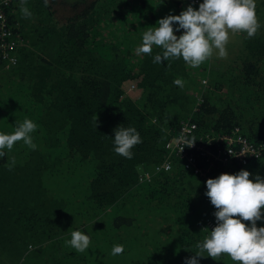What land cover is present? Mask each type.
Returning <instances> with one entry per match:
<instances>
[{
  "label": "trees",
  "instance_id": "16d2710c",
  "mask_svg": "<svg viewBox=\"0 0 264 264\" xmlns=\"http://www.w3.org/2000/svg\"><path fill=\"white\" fill-rule=\"evenodd\" d=\"M189 5L185 0H94L77 17L61 26L45 21L44 16H50V5L45 6L44 0H27L26 7L32 13L30 18L21 13L20 0H12L7 8L8 19L20 32L23 42L15 53L17 65L6 71L8 80L0 86V130L11 134L28 118L37 124L32 134L39 135L41 142L47 144L46 150L49 146L53 149L60 137H64L65 146L75 157L92 163L86 202L93 210L119 211L127 209L128 203H135L130 205L133 210L146 217L156 208L165 217L174 215L176 222L172 234L167 235V249L176 257H170L165 264H185L186 259L195 256L199 251L196 244L205 238L197 223L214 208L206 196L207 179L184 171L179 165L168 172L153 170L163 163L164 144L180 122L190 117L200 131L219 133H228L239 126L251 142L264 143V120L256 124L260 117L253 116L243 128L239 114L242 108L252 114L249 111L257 110V103L264 101L255 97L257 87L264 89L262 28L252 38L244 33L243 39L247 38L243 44L248 53L239 59L238 66L228 65L222 71L215 72L209 61L197 68L182 59L154 63L155 55L162 53V49L156 47L152 55L137 53L148 28L158 26L157 21L169 14L179 15ZM256 13L260 21L259 7ZM261 22L264 26V17ZM181 34L182 30L176 32L177 36ZM213 72L216 73L214 79ZM176 79L183 80L185 89L179 91V86L174 84ZM202 80L213 84L218 99H212V90L205 88ZM131 85L143 88L140 102L124 96ZM233 87L241 94L235 99H232ZM191 89L201 93L202 100L191 95ZM222 95L226 103L233 100L235 107L217 111L216 102L224 103ZM240 98H244V103L238 104ZM119 126L134 127L140 134L142 142L132 149L131 159L114 151L115 129ZM59 130L61 133L57 135ZM36 150H32L31 155H40ZM46 163L44 157L36 159V168L31 172L34 174L26 175L31 177L30 184L34 185L36 176L41 180L43 169L58 180V174L53 173L57 169L51 171ZM0 169L3 171L1 189L9 167L3 164ZM141 170L149 172L150 178H141ZM240 170L252 173L250 179L255 180L256 175L264 178V149L258 158L248 160L244 166L233 162L213 168L209 178L222 173L236 174ZM29 182L22 181L19 185L29 186ZM65 187L68 189L64 182ZM10 193H17V186ZM9 198L10 194L1 189L0 213H11L9 218L0 216V253L6 255H10L8 239L19 232L14 228L18 225L14 214L18 218L19 205L16 208L10 205ZM70 200L69 192V197L63 198L57 210L58 213L63 211L62 215H57L58 219L65 215L64 209ZM122 222L129 221L118 216L113 226L118 229ZM176 226L178 230L174 231ZM24 233L33 234L27 229ZM16 241L14 238L12 242ZM152 241L153 250L158 251L159 241L155 238ZM22 251L21 242L15 253L20 256ZM203 255L205 257L198 258L199 264L236 263L226 254H222L219 261L206 257V252Z\"/></svg>",
  "mask_w": 264,
  "mask_h": 264
},
{
  "label": "rangeland",
  "instance_id": "374dc122",
  "mask_svg": "<svg viewBox=\"0 0 264 264\" xmlns=\"http://www.w3.org/2000/svg\"><path fill=\"white\" fill-rule=\"evenodd\" d=\"M92 1L94 0H49L50 16L45 15V21L51 25L61 26L68 19L77 17ZM257 1L260 2L259 6H257L260 13V30L261 28L264 30L263 21L261 22V17H264V0H256V5ZM192 6L196 8L194 5ZM101 11L104 13L103 7ZM243 38L244 33L231 35L227 44V57L221 59L216 54L208 60L215 72L218 70L222 71L228 65L238 66L240 63L239 59L248 53L243 44L244 41L246 42L247 37L245 40ZM9 69L11 68L0 66L1 87L8 80L9 74L5 73ZM215 72L212 75L213 79L216 78ZM2 73L3 75H1ZM218 77L220 76L218 75ZM24 80H27V78ZM203 85L205 88H209L210 91L212 90V99H218L210 81H205ZM181 89H185V87H179V91ZM257 90V96L255 97L258 100H264V89L257 87ZM232 91H235L232 99L241 95L237 93L239 91L234 87ZM189 93L201 99V93L197 90L191 89ZM143 95L144 91L140 86L131 85L124 92V96L136 102H140ZM221 97H223L224 103L219 100L216 102L215 107L219 109L217 111L235 107L233 100L226 103L224 96L222 95ZM244 98H240L238 104L244 103V101L242 102ZM257 104L259 105L257 110H248L252 114L245 112L241 107L242 112L239 114L243 128L248 126L249 119H253V116L260 117V119L256 120V124L259 122L260 125L263 122L264 101H260ZM0 132L4 131L0 130ZM60 133L61 131L59 130L56 134L59 135ZM32 135L33 142L37 145L35 152L40 155H31L32 149L21 141L16 143L10 152L5 150L6 155L0 158V163H2L0 166L3 164L9 165L12 159L15 160L13 169L7 170L8 174L1 182V189L5 194H10L9 200L12 201L10 205L15 206V208L19 205L18 218L14 214L15 220H18V225L14 228L19 232H16L17 235L13 234L8 239L7 250L10 255L0 253V264H165L170 257H176L167 249V235L169 233L172 234L176 222L172 218L175 217L174 215L165 217L156 208L152 214L146 217L145 214L133 210L130 205L135 203H128L126 205L127 209L119 211H114L110 208L93 210V206L86 202L87 182L91 175L92 163L87 161V159L83 160L80 157H75V154L65 146L64 137H60L58 145L54 146L53 149V146L47 148L48 151H51L49 155L46 150L47 144L41 142L42 139L39 138V135ZM69 154L71 157H69ZM55 155H58V157H55ZM39 156L46 159V165L49 164L51 171L57 169L53 173L58 174V180L54 179V175L48 173L46 169H43L41 180L36 176L34 185L33 183L30 184L28 179L31 177L26 175L34 174L31 172L36 168L35 161ZM29 169L30 172H28ZM2 176L3 171L0 169V179ZM22 181H28L30 185H19ZM64 182L69 190L66 187L64 188ZM14 186H17V193L11 194L10 191L14 189ZM69 192L71 200L66 204L65 215L58 219L57 215H62L63 211L58 213L57 210L61 207L60 204H62L63 198L69 197ZM0 216L9 218L11 213L4 211L0 213ZM118 216L128 219L129 222L120 223V227L116 229L113 226V222ZM87 217L91 218L88 220ZM257 226L264 227V219L257 221ZM83 228H86V230ZM26 229L28 232H33V234L24 233ZM76 230L84 232L91 238L90 247L83 253L77 252L66 243L71 239V232ZM177 230L176 226L174 231ZM14 238H17L16 243L12 242ZM153 238L160 243L158 251L153 250L155 248L153 246ZM21 242L23 243V254L19 256L15 253V250ZM117 244L124 246V252L121 255L112 254V248ZM203 261L201 259V263ZM175 262L178 263L177 261ZM235 264H239V262Z\"/></svg>",
  "mask_w": 264,
  "mask_h": 264
},
{
  "label": "clouds",
  "instance_id": "9594fccd",
  "mask_svg": "<svg viewBox=\"0 0 264 264\" xmlns=\"http://www.w3.org/2000/svg\"><path fill=\"white\" fill-rule=\"evenodd\" d=\"M20 11L25 18L32 16L26 7L27 0H20ZM48 6L49 0H44ZM256 0H203L198 9L191 4L179 15L169 14L157 21L158 26L148 28L137 48L138 54L152 55L153 48L162 49L157 53L154 63H163L173 59H182L193 68L201 66L213 55L227 57V44L231 35L246 33L254 37L261 25L256 13ZM175 26V27H174ZM182 34L177 36L176 32ZM179 87L184 86L182 79L174 80ZM94 121L97 127L98 117ZM37 124L31 119L24 121L11 134L0 132V158L10 152L16 143L23 142L35 150L32 133ZM193 140L189 147L194 146ZM142 142L134 127H117L114 136V151L131 159L132 149ZM15 164L12 159L9 170ZM240 170L236 174L222 173L206 181V196L216 209V226L196 244L199 250L195 256L185 260V264H199V259L207 256L219 261L226 254L231 261L239 264H264V227H257V221L264 219V178ZM79 253L85 252L91 244V238L80 230L71 232L66 242ZM124 246L117 244L112 248L113 255H121Z\"/></svg>",
  "mask_w": 264,
  "mask_h": 264
},
{
  "label": "built area",
  "instance_id": "2783aa9c",
  "mask_svg": "<svg viewBox=\"0 0 264 264\" xmlns=\"http://www.w3.org/2000/svg\"><path fill=\"white\" fill-rule=\"evenodd\" d=\"M11 2L12 0H0V66L7 68L17 64L15 53L23 42L20 32L8 19L7 8ZM188 2L198 9L203 0ZM193 140H196L194 146L189 147ZM164 149L165 158L161 165L154 166L155 173L159 170L168 172L179 165L184 171L209 179L211 170L217 166H227L233 162L244 166L248 160L258 158L264 149V143L251 142L241 133L239 126L228 133L200 131L197 124L188 117L180 122L176 132L166 140ZM140 176L149 179L150 173L141 170ZM215 211V208L211 209L197 223L205 236L216 226Z\"/></svg>",
  "mask_w": 264,
  "mask_h": 264
},
{
  "label": "crops",
  "instance_id": "0c3cea01",
  "mask_svg": "<svg viewBox=\"0 0 264 264\" xmlns=\"http://www.w3.org/2000/svg\"><path fill=\"white\" fill-rule=\"evenodd\" d=\"M160 1H163V0H160ZM185 1H188V0H185ZM258 3H259V2L257 1V6H259Z\"/></svg>",
  "mask_w": 264,
  "mask_h": 264
}]
</instances>
